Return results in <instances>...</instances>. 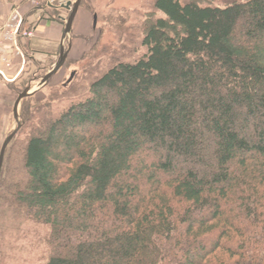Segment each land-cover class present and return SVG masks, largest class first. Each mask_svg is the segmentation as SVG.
<instances>
[{
	"label": "trees",
	"instance_id": "obj_1",
	"mask_svg": "<svg viewBox=\"0 0 264 264\" xmlns=\"http://www.w3.org/2000/svg\"><path fill=\"white\" fill-rule=\"evenodd\" d=\"M206 1L153 0L127 60L106 14L83 72L21 103L0 211L46 227L41 264H264V0Z\"/></svg>",
	"mask_w": 264,
	"mask_h": 264
},
{
	"label": "rangeland",
	"instance_id": "obj_2",
	"mask_svg": "<svg viewBox=\"0 0 264 264\" xmlns=\"http://www.w3.org/2000/svg\"><path fill=\"white\" fill-rule=\"evenodd\" d=\"M17 1H20L18 5L20 7H24V5L28 3V1H30V3H32V8H37L39 10L35 12L33 10H28V14L24 12L25 15H27L26 25L24 28H35L33 36L27 39L26 42L22 44L24 51L28 55L24 70L14 82L3 83L0 86V150L5 139L13 131H15L17 127L13 115V106L16 99L28 87H31L32 92L38 90L39 84L44 77L43 76L38 78V76H40L44 69L50 66H52L53 68L58 60V54L55 57H52V47L45 49L43 52L32 50L30 41H33L34 38L40 36L37 34L39 22L37 24L35 22L30 23L28 18L37 13V17L40 16V18H42L43 20H46V17H53L55 21L52 22H57L65 26V22L67 21L69 16L68 12L60 8V6L62 4H67V2H74L75 0H50L52 3L51 8L47 7L46 0H16L14 3H16ZM152 1L153 0H99V5L97 8L99 13L101 12V18L100 21L98 18L96 30L93 29V32L88 37H75V39H81V41H77L74 50V53L77 56L78 60H75L74 62H67L65 64H68V67L66 66L67 69L64 68L63 71H60L57 75H55L50 80V83L47 86L43 87L41 90H38L31 98H34L35 101L41 103L57 93L59 95L64 91L63 87L68 83V79L70 78L72 70L74 71V69H78L80 72H83L84 68L89 63L90 58L82 62L81 59L86 53L90 52L91 49L99 41L101 30L102 28H104L105 22L103 20L106 14L111 15V13H113V15H111V18L114 19L116 24L112 27L113 29H110V26L108 25L106 26V30L101 35V40L98 42L99 46L101 47L102 45L106 44L107 46L111 47L110 52L113 51L118 53V48H124L123 44L126 40L125 38L129 37V39L132 38V40H134L135 38L134 47L130 46L129 51L124 50L123 54L121 53L120 58L122 60H127L139 55L143 51V49L139 48L140 50L137 53V47L135 46L138 43V37H141L140 26L144 21H148L151 18H156L157 15L154 14L153 9L151 8ZM199 2L203 5L208 3H211L213 5L221 4L220 1L208 2L206 0H199ZM226 2H228V0L224 1V3ZM93 5H95V3ZM93 16L94 15H92V18ZM94 31H96V33ZM127 46L128 45L125 44V47ZM31 56H33V60H29ZM105 58L106 57H104V59ZM18 66L19 65H17L11 72L12 77L16 76L15 72H19ZM62 101L64 102L63 99L59 100L58 104L55 105L59 108V110L64 107ZM21 103L19 105L18 112L22 127L23 121L21 117ZM28 133L29 131H25L23 133H20L18 136L16 135V147L14 153H12L14 157L18 158V156L20 155L22 147L26 142ZM11 216V207L8 204L2 207V212L0 211V241L2 247L0 251V264H41V261L43 259L42 255H44L42 238L47 232L46 227L22 221L18 224V226L17 224L13 223V217ZM2 231L6 233V236L1 234Z\"/></svg>",
	"mask_w": 264,
	"mask_h": 264
},
{
	"label": "crops",
	"instance_id": "obj_3",
	"mask_svg": "<svg viewBox=\"0 0 264 264\" xmlns=\"http://www.w3.org/2000/svg\"><path fill=\"white\" fill-rule=\"evenodd\" d=\"M16 0H0V23L9 16L15 6H18L20 1L14 3ZM47 3L50 0H46ZM28 5L27 3L24 7ZM25 12H29L28 10H33L31 5L25 7ZM28 14V13H27ZM38 14L32 15L28 18L29 22L36 24L39 22V26L37 29V34L39 37L34 38L33 41H30V45L33 51L43 52L45 49L52 47L53 53L52 57H55L60 53L61 40L64 31V26L57 22H49L43 20L42 18L37 17ZM25 19L27 20V15H25ZM33 20V21H32ZM37 27V26H36ZM93 32V18L91 13L86 11L85 9L80 8L74 23H73V35L71 38V50L68 54L67 62H74L77 59V56L74 53L77 41H81V39L76 38H85L91 35ZM68 45V40L65 42V46ZM46 46V47H45ZM66 62V63H67ZM68 65V64H67ZM61 69V71L66 68V66ZM68 67V66H67ZM67 69V68H66ZM15 74H19V72H15Z\"/></svg>",
	"mask_w": 264,
	"mask_h": 264
},
{
	"label": "built area",
	"instance_id": "obj_4",
	"mask_svg": "<svg viewBox=\"0 0 264 264\" xmlns=\"http://www.w3.org/2000/svg\"><path fill=\"white\" fill-rule=\"evenodd\" d=\"M25 7L31 5L28 1ZM25 7L17 6L0 23V86L12 83L22 73L26 65V55L22 44L33 36L35 28L26 25ZM32 7V5H31ZM19 65V74L12 77L11 72Z\"/></svg>",
	"mask_w": 264,
	"mask_h": 264
},
{
	"label": "water",
	"instance_id": "obj_5",
	"mask_svg": "<svg viewBox=\"0 0 264 264\" xmlns=\"http://www.w3.org/2000/svg\"><path fill=\"white\" fill-rule=\"evenodd\" d=\"M81 4H82V0H75L74 2H68L64 6V9L66 11H68L70 13V15H69V17L65 23V26H64V31H63L62 40H61V47H60V55H59V58H58L56 64L54 65L53 69L42 78V80L39 84L38 90H41L43 87L47 86L50 83V80L55 75H57L59 73V71L64 67V65L67 61V58H68V54L71 50V38H72V33H73V23H74V20H75L77 14L81 8ZM97 23H98V16L95 14L93 16V29L94 30H96V28H97ZM66 39H68L67 48H65V46H64V42ZM73 77H74V73L72 72L70 74V78H69L68 82H70L73 79ZM38 90L32 92L31 87L26 88V90L18 96V98L16 99V101L14 103L13 115H14V120H15L17 127H16L15 131H13L5 139V141L1 147V150H0V187H1L2 167H3V162H4L7 147L9 146L11 141L16 137L17 133L21 129L20 117H19V112H18L19 105L22 101L33 97L34 94Z\"/></svg>",
	"mask_w": 264,
	"mask_h": 264
},
{
	"label": "flooded vegetation",
	"instance_id": "obj_6",
	"mask_svg": "<svg viewBox=\"0 0 264 264\" xmlns=\"http://www.w3.org/2000/svg\"><path fill=\"white\" fill-rule=\"evenodd\" d=\"M73 69V68H72Z\"/></svg>",
	"mask_w": 264,
	"mask_h": 264
}]
</instances>
